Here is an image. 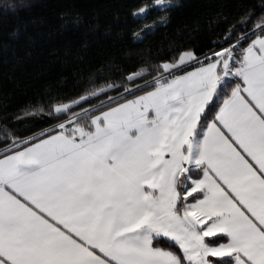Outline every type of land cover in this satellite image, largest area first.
Returning a JSON list of instances; mask_svg holds the SVG:
<instances>
[{"label": "snow or ice", "instance_id": "6c2138e0", "mask_svg": "<svg viewBox=\"0 0 264 264\" xmlns=\"http://www.w3.org/2000/svg\"><path fill=\"white\" fill-rule=\"evenodd\" d=\"M219 2L138 63L0 109V264H264V0ZM178 6L137 0L133 41ZM62 19L84 23L72 6Z\"/></svg>", "mask_w": 264, "mask_h": 264}, {"label": "trees", "instance_id": "16d2710c", "mask_svg": "<svg viewBox=\"0 0 264 264\" xmlns=\"http://www.w3.org/2000/svg\"><path fill=\"white\" fill-rule=\"evenodd\" d=\"M7 2L0 0V109L18 115L62 78L87 76L109 61L124 66L138 63L150 44L166 46L177 30L188 32L197 23L203 29L220 8L219 0H179L167 28L135 43L129 11L137 0H24L27 6L15 12L3 7ZM69 6L81 15L83 24H63L62 13ZM224 10H232L231 5L225 4ZM210 39L202 30L193 42L202 47ZM82 42L87 49L80 60L75 53ZM31 125H36L31 128L35 132L48 127L34 119H21L14 126Z\"/></svg>", "mask_w": 264, "mask_h": 264}]
</instances>
